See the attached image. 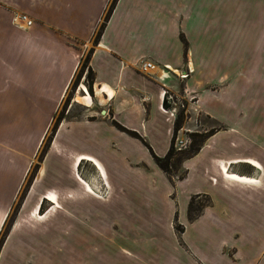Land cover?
Instances as JSON below:
<instances>
[{"label":"crops","instance_id":"obj_1","mask_svg":"<svg viewBox=\"0 0 264 264\" xmlns=\"http://www.w3.org/2000/svg\"><path fill=\"white\" fill-rule=\"evenodd\" d=\"M109 2L0 0V100H14L6 113L23 117V129L40 123L37 148L85 50L94 76L91 105L78 100L82 83L73 98L88 114L60 122L13 217L31 164L0 159V236L12 218L0 264H264V0H117L93 45ZM21 14L30 29L14 25ZM147 62L153 69L142 70ZM164 67L190 73L165 78ZM163 88L195 93L181 129L214 131L182 162L181 179L152 157L165 156L173 135ZM198 117L203 125L191 123ZM50 153L61 178L44 176ZM48 195L55 204L44 208ZM192 197L205 204L189 220Z\"/></svg>","mask_w":264,"mask_h":264},{"label":"rangeland","instance_id":"obj_2","mask_svg":"<svg viewBox=\"0 0 264 264\" xmlns=\"http://www.w3.org/2000/svg\"><path fill=\"white\" fill-rule=\"evenodd\" d=\"M107 7H109V6H107ZM106 9H108V8H106ZM105 12H106V10H105ZM104 15H105V13H104ZM104 15H103V17L101 19V22L99 23L98 27L96 28L95 33H96V31L98 30L100 24L103 21ZM87 51L88 50H85V52H83L82 57H81V62H83V60L87 56V54H88ZM79 69H80V65H79ZM171 72L173 73L174 76L177 77V79L179 81H182V80H185V79H180V75L182 73H184V72H188V70L182 71L180 73H178L176 71H171ZM189 73H188V75H189ZM85 76H86V71L84 73H82V76H80L79 78L78 77L76 78V76H75L74 79H76V84L74 86H72V84H71V86L69 88V91L67 93V96L65 97V99L61 103V105H60L57 113L55 114V116L60 114L61 116L64 117V119L72 120V119L83 118V117H85L88 114L84 104L73 101V98H74V95H75V91L77 90L79 85L81 83L84 86L86 85L85 84ZM4 88H5V86H1L0 87V94L3 93L1 91ZM85 88H86V86H85ZM88 93H89V91H88ZM68 95L70 96L69 99H67ZM89 95H90V93H89ZM5 96H6V100H0V159H2V158H10V159L11 158H16V160L23 159V160L26 161V163L29 162L31 164L29 169H28V171H27V173H26V175H25V179H24V181H23V183H22V185L20 187V190H19V193H18L17 198L15 200V203L12 206L11 211H13V208L19 202L20 197L22 196V194L25 195V192L28 191V189L31 186L34 178L36 177V175L39 172V170H38L39 166L38 165H40V163H41V162H39L40 161V154H41L42 149L44 148V145L47 143V139L49 137L51 128L53 126V122L51 121V124H50L49 128L47 129V132L43 136V138L41 140V143H40L39 147L37 148L38 142H39V140L41 138L40 137L41 136L40 123H38L36 125L34 124V125L30 126V127H27L26 130L23 129L24 128V126H23L24 118L23 117H20L18 114L15 117H8V114L6 112H7V110L12 111V109L14 107L12 103H14L13 102L14 100H11V101L8 100L7 94ZM174 96H175L176 101H177L176 102L177 103L176 104L177 110L180 109V111L184 112V115H185L184 121L189 120V117H191L189 112H188L189 105H194L195 104V101H196L195 93L192 92V91L182 90L180 94H176V95L174 94ZM78 100L81 101L80 99H78ZM180 105H182V107ZM18 109H19V107L17 105V107H16V111L17 112H18ZM10 115H11V113H10ZM98 115H100V113H98ZM174 120H173V122H174ZM199 122L203 125V123L205 121L202 120V122H201V119L199 117L194 122L191 121V123H194V124L195 123L199 124ZM42 123H44V121H42ZM193 132H195V131H193ZM193 132H189L188 130L186 131L184 129H180L178 131L176 137L179 136L180 138L184 139L189 133H193ZM195 133H204V132L202 131V129L199 130V128H198V130ZM62 139L64 140V135L63 134H61V136L59 138V142L61 144H62ZM174 141H175V139H174ZM69 142L71 144L67 143L65 141V143L71 149H77L79 152H89L88 147L85 146L82 142L73 144V142H71L70 139H69ZM50 145H51V143L49 144L48 149L50 148ZM8 146L10 147V150L7 149ZM48 149H47V151H48ZM47 151H46V153H47ZM47 157H48V159H47L46 168H45L46 172H45L44 176H46L47 178H50L52 176L53 177L56 176V178H61L62 177V168L58 164L59 161H58L57 157L55 156L54 153H50ZM82 159L90 161V159H92V158L84 157ZM95 162H97V161H95ZM254 165H256V164H254ZM96 166H97V164H96ZM100 167H101V165H100ZM98 168H99V166H98ZM180 172H181V170H180ZM180 172H177V173L172 172V174L175 175V174H178ZM89 173L91 174V176H94L93 168H92V171L91 170L89 171ZM63 175H64V171H63ZM91 180H92V186H93L92 188L94 189L93 190L94 192H92V189H91L90 185L85 180H83L84 182H80V183L82 184V186L84 187V189L86 191L90 190L93 193L92 195H94L95 197H97L99 199H102L104 193H103V191H101L100 184L98 185L97 177H92ZM245 181H247V180H245ZM51 196L52 195H50V196L48 195L47 197H51ZM47 197H46V199H47ZM53 198L56 200V198L54 196H53ZM46 199L42 203V207H44V208H46L49 205V202ZM22 201H23V199H22ZM22 201L20 202L19 206L21 205ZM195 203H197V204H200V203L201 204H205V199L204 198H198V199L195 200ZM11 213H13V212H10V215H9L10 217H12ZM10 217H9V219L7 221L6 227L8 226L10 220L12 219Z\"/></svg>","mask_w":264,"mask_h":264},{"label":"trees","instance_id":"obj_3","mask_svg":"<svg viewBox=\"0 0 264 264\" xmlns=\"http://www.w3.org/2000/svg\"><path fill=\"white\" fill-rule=\"evenodd\" d=\"M116 2H117V0H110V2H109L110 5L108 4L109 7H107L108 9H106V12H105V15H104V19H103L102 23L100 24L98 30L94 34V38H93V42H92L93 45H96V43H97V41H98V39H99V37L101 35V32L103 31L104 26H105L106 22L108 21L111 13L113 11V8L115 7ZM91 52H92V49H90L88 51V54L85 57V59L83 60V62H81L79 64L80 65V69L78 68V71H77V74H76V78L77 77L79 78L80 76H82V73H84L86 71L85 84H86V87H87L90 95L92 96L93 95L92 84H93L94 76H93V72H92L91 68L88 66V60H89V57L91 55ZM75 84H76V79L73 80L72 86H74ZM69 98H70V96L68 95L67 99H69ZM63 119H64V117L61 116L60 114L53 118V120H52L53 126L51 128L49 137L47 139V143L44 145V148L41 151L40 161L39 162L42 161V159H43V157H44V155H45V153H46V151L48 149V146L51 143L53 137L55 136L56 130H57L60 122ZM184 119H185L184 112L180 111L178 116L174 120V123H173V135H172V138H171V143H170L169 149H168L167 153L165 154V156L159 158V157L155 156L154 154H152V157H153L156 165L159 167V169L161 171H163L170 178H172V177H176L177 179L183 178V176L185 175V173L183 171L178 173V174H175V176H173L172 172H174V173L179 172L182 162L184 160L192 157L193 155H195L199 151V149L201 148L203 142L210 135H212L213 132H214L213 130H210V131H208L206 133H195V132L189 133L188 135L190 136L191 143L189 144L188 148L185 149V150L177 151L174 148V139H175L178 131L182 128V125L184 123ZM112 124H113V126H115L120 131H123V132L129 134L130 136L139 139L144 145H146L148 147V145L144 142V140L139 135H137L136 133L124 129L122 126H120L115 121H112ZM25 194H26V192H25ZM24 196L25 195L22 194V196L20 197L19 202L13 208L12 217L16 214L17 209L19 207V204L22 201V199L24 198ZM195 200H196V197H192L190 199L189 203H188L187 212H188L189 220H193L202 210V204L195 203ZM11 221H12V219H11ZM10 223L11 222H9L8 226L5 228L3 234L0 237V247H1L6 235L8 233ZM175 229H176L177 232H182V228L179 227V226H175Z\"/></svg>","mask_w":264,"mask_h":264},{"label":"built area","instance_id":"obj_4","mask_svg":"<svg viewBox=\"0 0 264 264\" xmlns=\"http://www.w3.org/2000/svg\"><path fill=\"white\" fill-rule=\"evenodd\" d=\"M14 25L21 29L26 30L30 29L33 26V21L25 14H21L17 16V18L14 20ZM141 69L142 70H150L153 69V66L151 63H141ZM165 72H163V76L165 78L171 77V71L169 67H164ZM188 72H184L180 75V79H186L188 76V73L190 70L187 68ZM161 97L163 99V105L161 106V112L165 114L170 119H175L180 111L176 108V98L174 96V93H171L169 90L163 88L161 91ZM182 107V105H180ZM191 143L190 136L187 135L184 139L177 136L174 141V148L177 151L185 150L188 148L189 144Z\"/></svg>","mask_w":264,"mask_h":264},{"label":"bare ground","instance_id":"obj_5","mask_svg":"<svg viewBox=\"0 0 264 264\" xmlns=\"http://www.w3.org/2000/svg\"><path fill=\"white\" fill-rule=\"evenodd\" d=\"M80 89H82V90L85 92V96H83V97L81 98V101H82L84 104L90 106L91 104H89V103H90V102L92 103V101H91V96L89 95L87 89L85 88L84 85H80ZM103 89H104L109 95L112 94V92H111L108 88L103 87ZM250 163H251V162H250ZM224 170H225V172H227L226 169H224ZM229 176H231V178L238 179V178H237L238 176H237V177H236V176L234 177V176H232L231 174H230ZM47 200H48V202L55 204V201L53 200L52 197H47Z\"/></svg>","mask_w":264,"mask_h":264},{"label":"water","instance_id":"obj_6","mask_svg":"<svg viewBox=\"0 0 264 264\" xmlns=\"http://www.w3.org/2000/svg\"><path fill=\"white\" fill-rule=\"evenodd\" d=\"M101 113H102V114H104V113H105V111H102Z\"/></svg>","mask_w":264,"mask_h":264}]
</instances>
